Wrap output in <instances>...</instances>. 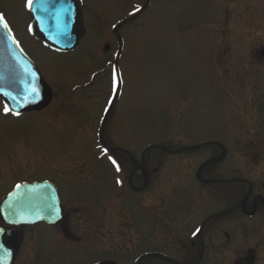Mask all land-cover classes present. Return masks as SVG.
<instances>
[{
  "label": "rangeland",
  "instance_id": "1",
  "mask_svg": "<svg viewBox=\"0 0 264 264\" xmlns=\"http://www.w3.org/2000/svg\"><path fill=\"white\" fill-rule=\"evenodd\" d=\"M25 1L0 0V13L51 85L52 97L42 112L22 120L0 116V198L16 182L49 179L62 204L68 211L82 212L90 228L94 220L89 218L112 214L114 227L123 229L119 235L112 233L110 242L124 245L110 250L94 232L75 248L64 244L53 229L41 227L37 234L47 259L34 262L37 248L30 241L31 256L21 257L19 264H94L108 258L138 264L143 254L158 247L157 237L149 240L144 234L147 223L149 227L157 217V197L162 196L166 207L197 202L206 195L196 182L197 170L221 150L216 145L180 154L151 150L147 192L126 189L118 176L124 174L125 180L133 173L130 162L117 154L122 166L116 171L109 159H99L97 134L115 77L118 42L113 26L137 6L122 11L117 8L128 5L121 0H81L86 27L81 47L56 54L30 35ZM120 34L125 43L118 63L122 95L109 119L107 143L138 158L150 145L176 151L221 143L227 156L219 166L204 169L202 178L225 176L242 167L245 178L264 186V0H154L152 9L122 27ZM93 74L96 81L90 89L74 91L92 83ZM133 181L143 185L139 177ZM260 195L264 197V189ZM141 197L149 199V208L139 204ZM245 227L235 232L227 257L214 255L218 263L211 264H235L234 258L249 248L256 253L255 264H264V227L256 232ZM27 235L33 237V231ZM141 264L157 261L145 259Z\"/></svg>",
  "mask_w": 264,
  "mask_h": 264
},
{
  "label": "flooded vegetation",
  "instance_id": "2",
  "mask_svg": "<svg viewBox=\"0 0 264 264\" xmlns=\"http://www.w3.org/2000/svg\"><path fill=\"white\" fill-rule=\"evenodd\" d=\"M121 1H124L122 5H128L127 8H117L122 11H127L132 5L137 6V8H143L148 1V9L142 13L143 16L152 9L154 3V0ZM136 2L139 3L135 5ZM135 20L136 19H133L131 21ZM261 55L262 57L264 56V51H261ZM82 91L85 90L82 89ZM42 110H40V112H42ZM217 155L219 154L211 155V157ZM120 156L129 161V158L125 154H121ZM147 157L146 155L145 162L147 161ZM215 165L219 166L218 164H211L208 165L207 168ZM240 171H242V167H235L234 172L225 176L214 173L213 175H207L203 181L198 180V183L201 185L199 187L200 190L205 192L206 195L202 196L197 202L179 201L177 205L166 207L165 204L163 205V203L160 202L162 198L157 197V201H155V203L158 204V211L155 213L157 217H155L149 227L147 223L145 227L146 233L144 234L148 236L149 240L150 238L153 240V238L157 237L158 247L155 248L154 251H157L158 255L150 256L146 260L156 259L157 264L218 263V259L213 258V256H221L222 258L227 257L225 255L231 251L230 245L235 237V232H239L240 228L243 230L246 229L245 226H247L251 227L253 232H256L261 226L264 227V197L260 195L262 187L258 183L253 182L250 188L246 182L242 181L246 178ZM135 177L141 178L143 184L144 182L146 184L149 180L146 169L141 173L133 172V175L131 174L128 177V185L134 186L133 190L135 193H141V195L145 194L146 190L138 192V187L135 186L132 180ZM214 185L224 186V188L215 190L212 188ZM216 192H220L222 195H215ZM249 193L250 195L247 196ZM4 197L5 196L2 195L0 202ZM153 199L154 198H152V200ZM140 202L141 206L146 209L149 208L150 202L148 198L141 197ZM198 209L201 210L200 214L196 213ZM89 219L94 220L92 225L94 226L93 228H90L91 224L85 221L82 212H72L68 211V208H66L64 219L58 226L49 227L45 224H40L35 226L37 228H7V235L4 236L3 241L8 247L13 244L17 247L15 250L16 255L14 264H19L21 257L27 258V256H31L32 249L27 248V243L30 241H33L31 245L37 248V252L33 257L34 262H44V260L47 259L46 253L42 250L39 243L41 236L37 234L41 230V227H45L49 230L53 229L56 232V236L64 242V244L69 243L70 246H75V248L80 245L84 237L88 238L92 236L94 232H96L95 234L99 236V239L103 242V246H106L108 249L109 246H111L110 250L114 246L124 245L122 243L115 245V243L112 244L110 242V235L112 233H114V236L115 234L119 235L118 233L123 229L122 227L118 229L114 227L112 224V214L102 213L99 218L91 217ZM255 219H258V221ZM119 220L121 221L120 218ZM197 229H200V231L197 232ZM29 230L33 231V237L27 235V231ZM107 231L108 233L105 235ZM11 232L14 233L9 235L8 233ZM47 235L48 233L46 237ZM104 242H107V245L104 244ZM255 255V251L249 248L247 251L240 253L239 256L236 255L237 257L234 258L233 261L235 264H255ZM109 261L111 260H106L105 262ZM107 264L111 263L109 262Z\"/></svg>",
  "mask_w": 264,
  "mask_h": 264
},
{
  "label": "water",
  "instance_id": "3",
  "mask_svg": "<svg viewBox=\"0 0 264 264\" xmlns=\"http://www.w3.org/2000/svg\"><path fill=\"white\" fill-rule=\"evenodd\" d=\"M32 7L33 20L37 23L35 34L38 38L61 51L73 50L80 44L85 29L72 0H33ZM122 24L117 26V32ZM119 40L121 42L120 38ZM12 41L13 37L9 29L0 26V95L8 100L9 107L14 110L20 109L21 112L40 109L51 100L50 87L18 44ZM33 88L38 92L34 93ZM18 100L31 103L19 107L18 104H14V101ZM41 100L44 102L37 108ZM107 118L108 116L101 127L102 146H105L103 137ZM199 147L190 149L195 150ZM155 148L157 147L150 146L147 150ZM142 168L143 164L136 167L137 170ZM3 210L6 213L5 220L13 226L33 225L40 222L57 224L63 218V207L56 188L45 185L26 184L18 187L4 203ZM39 212L43 214L37 215ZM30 219L32 222H26ZM4 259L5 264H8L6 256Z\"/></svg>",
  "mask_w": 264,
  "mask_h": 264
},
{
  "label": "snow or ice",
  "instance_id": "4",
  "mask_svg": "<svg viewBox=\"0 0 264 264\" xmlns=\"http://www.w3.org/2000/svg\"><path fill=\"white\" fill-rule=\"evenodd\" d=\"M32 3H33V0H27V5H28L29 8H31ZM0 26H2L4 29H8L9 28V25H8L3 13H0ZM9 39H11L10 35H9ZM12 42L14 43L15 41L13 40ZM32 91L34 93L38 92V90L36 88H33ZM4 111H5V113H7L9 111V109L5 108ZM109 159H111V157H109ZM112 163L114 165H116V170L119 171L120 170V166L117 163V161L116 160H112ZM118 183H119V181H118ZM196 231L199 232L200 229H197ZM0 253H2V255H0V264H3V257L7 256L8 253L4 249H0Z\"/></svg>",
  "mask_w": 264,
  "mask_h": 264
}]
</instances>
